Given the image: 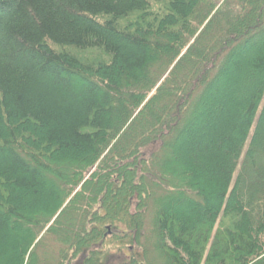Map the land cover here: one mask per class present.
Wrapping results in <instances>:
<instances>
[{
  "label": "trees",
  "instance_id": "trees-1",
  "mask_svg": "<svg viewBox=\"0 0 264 264\" xmlns=\"http://www.w3.org/2000/svg\"><path fill=\"white\" fill-rule=\"evenodd\" d=\"M117 256L264 264V0H0V264Z\"/></svg>",
  "mask_w": 264,
  "mask_h": 264
},
{
  "label": "rangeland",
  "instance_id": "rangeland-1",
  "mask_svg": "<svg viewBox=\"0 0 264 264\" xmlns=\"http://www.w3.org/2000/svg\"><path fill=\"white\" fill-rule=\"evenodd\" d=\"M252 78H253V76H252ZM247 83H249V84H247ZM250 84H251V82H245L244 83V85L246 87H248ZM225 88H226V86H224V91H225ZM128 246L130 247L131 250H128L126 248V246L123 247V248H118L116 245H114V246H112L113 248L111 249V252L110 253H115L118 256L121 255L122 258H125L126 257L125 255H131L132 253H136V254H138L139 257H143L142 256V253H141V249L142 248H140V246L138 244L133 243V244H129ZM120 249H122V250H120ZM118 256L115 257V258H113V259H111V261L112 260L113 261H112V263L110 261L109 264H116L118 261H121L120 259H118L119 258ZM116 259H117V261H116ZM158 264H160V263H158Z\"/></svg>",
  "mask_w": 264,
  "mask_h": 264
}]
</instances>
